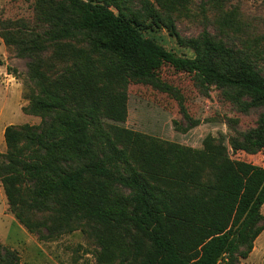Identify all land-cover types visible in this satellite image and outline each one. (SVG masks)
Returning <instances> with one entry per match:
<instances>
[{
  "label": "trees",
  "instance_id": "obj_1",
  "mask_svg": "<svg viewBox=\"0 0 264 264\" xmlns=\"http://www.w3.org/2000/svg\"><path fill=\"white\" fill-rule=\"evenodd\" d=\"M177 10L162 0H34L30 30L0 16V37L27 60L28 109L44 118L20 132L29 152L0 153V178L25 181L14 213L39 239L82 229L127 264H241L252 251L264 230V167L232 159L223 138L193 150L114 124L127 118L129 85L166 89L158 73L169 64L244 111L261 108L257 126L229 144L264 152L253 53L220 28L182 36ZM162 28L195 55L167 49L152 35ZM0 264H21L1 242Z\"/></svg>",
  "mask_w": 264,
  "mask_h": 264
},
{
  "label": "rangeland",
  "instance_id": "obj_2",
  "mask_svg": "<svg viewBox=\"0 0 264 264\" xmlns=\"http://www.w3.org/2000/svg\"><path fill=\"white\" fill-rule=\"evenodd\" d=\"M156 2V0H152ZM177 7L179 33L196 37L204 30L212 34L220 28L237 46H246L264 73V3L262 0H162ZM34 0H0V16L22 24L30 30L33 24ZM14 27V28H15ZM167 49L193 57L191 48L181 46L167 28L152 32ZM0 153L26 154L35 145H27L21 131L40 128L43 116L29 111L34 91L27 79V60L18 57L0 37ZM160 78L167 83L160 89L147 83L128 87L127 118L115 122L121 127L160 140L189 147L204 148L208 137L223 138L229 156L264 167V152L233 151L229 138L257 126L261 108L242 110L222 89L206 86L193 73L175 70L164 64ZM185 112L188 116L185 115ZM112 122V121H110ZM25 181L16 176L0 178V242L14 249L21 264H127L115 254L103 252L102 246L89 239L82 229L53 239H39L16 218V207ZM264 215V204L261 208ZM241 264H264V230L254 242L252 251Z\"/></svg>",
  "mask_w": 264,
  "mask_h": 264
}]
</instances>
